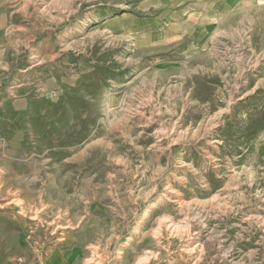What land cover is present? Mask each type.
<instances>
[{"label":"rangeland","instance_id":"obj_1","mask_svg":"<svg viewBox=\"0 0 264 264\" xmlns=\"http://www.w3.org/2000/svg\"><path fill=\"white\" fill-rule=\"evenodd\" d=\"M0 264H264V0H0Z\"/></svg>","mask_w":264,"mask_h":264},{"label":"bare ground","instance_id":"obj_2","mask_svg":"<svg viewBox=\"0 0 264 264\" xmlns=\"http://www.w3.org/2000/svg\"><path fill=\"white\" fill-rule=\"evenodd\" d=\"M185 231V230H184Z\"/></svg>","mask_w":264,"mask_h":264}]
</instances>
